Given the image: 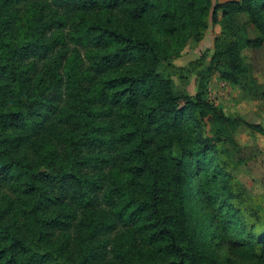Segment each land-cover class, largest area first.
<instances>
[{"label": "trees", "instance_id": "1", "mask_svg": "<svg viewBox=\"0 0 264 264\" xmlns=\"http://www.w3.org/2000/svg\"><path fill=\"white\" fill-rule=\"evenodd\" d=\"M210 25L178 94L169 59ZM263 43L264 0H0V264H264L262 201L223 147L263 129L207 98Z\"/></svg>", "mask_w": 264, "mask_h": 264}, {"label": "rangeland", "instance_id": "2", "mask_svg": "<svg viewBox=\"0 0 264 264\" xmlns=\"http://www.w3.org/2000/svg\"><path fill=\"white\" fill-rule=\"evenodd\" d=\"M218 30V26L210 25L201 41L188 40L177 56L169 59L172 66L167 67L163 74L171 79L176 93H195L198 75L192 73L180 77L177 68L186 66L200 54L212 49L213 37ZM235 32L241 37L256 36L253 26L244 14L236 15ZM242 60L244 73L239 82L230 84L211 77L207 82V98L227 116L240 118L263 129L262 132H256L246 125H241L233 132L232 137L223 143V147L231 154V166L235 176L262 201L260 215L264 218V43L257 49L244 48ZM173 152L174 156H180L178 147ZM216 252V256H213L216 264H238V258L230 251H225L224 247L220 246Z\"/></svg>", "mask_w": 264, "mask_h": 264}]
</instances>
